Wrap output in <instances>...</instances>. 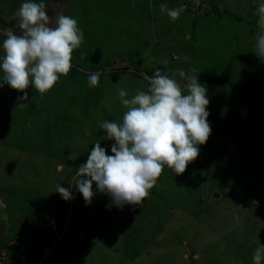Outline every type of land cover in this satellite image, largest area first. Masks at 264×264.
Masks as SVG:
<instances>
[{"label":"rangeland","instance_id":"rangeland-1","mask_svg":"<svg viewBox=\"0 0 264 264\" xmlns=\"http://www.w3.org/2000/svg\"><path fill=\"white\" fill-rule=\"evenodd\" d=\"M13 1L24 2L0 0V12ZM58 1L44 0L46 9L55 5L84 33L71 71L45 94L30 86L26 101L0 78V191L11 203L0 263L253 264L264 244V60L254 54L264 0ZM162 3L186 11L173 21ZM10 23L0 19L2 29ZM157 65L182 87L197 75L211 135L182 175L165 167L140 205L115 206L95 183L89 204L70 184L76 170L94 143L112 154L100 125L122 122L118 90H147L142 69ZM94 72L102 74L91 87Z\"/></svg>","mask_w":264,"mask_h":264},{"label":"clouds","instance_id":"clouds-1","mask_svg":"<svg viewBox=\"0 0 264 264\" xmlns=\"http://www.w3.org/2000/svg\"><path fill=\"white\" fill-rule=\"evenodd\" d=\"M160 9L175 21L186 11V5L170 9L162 3ZM16 15L21 31L3 33L6 38L0 56V78L3 84L24 92L19 99L26 101L25 90L30 86L45 94L71 71L73 52L83 44L84 33L77 19L64 14L57 16L54 27L50 26L44 0H24ZM256 15L261 31L256 36L254 54L264 60V3L258 5ZM101 74H90L88 85L98 86ZM179 75L185 77V72L181 70ZM196 77L187 76L188 83L182 87L175 78L157 70L150 77L144 76L147 90H137L131 97L127 90H118L119 101L126 109L122 122L104 121L100 125L107 139L114 141L112 154L108 155L99 142L94 143L86 163L78 167L76 179L70 183L87 203L95 195V183L115 206L140 205L165 167L175 175L186 171L212 131L207 111L208 90ZM55 192L65 201L73 198L71 188L58 184ZM252 261L264 262V244L254 250Z\"/></svg>","mask_w":264,"mask_h":264},{"label":"crops","instance_id":"crops-1","mask_svg":"<svg viewBox=\"0 0 264 264\" xmlns=\"http://www.w3.org/2000/svg\"><path fill=\"white\" fill-rule=\"evenodd\" d=\"M55 1V0H54ZM61 3V6H62V9H63V3H65V0L63 1H58ZM1 3V2H0ZM54 6L55 5H51V10L50 9H46L47 11V14L49 15V17L51 16V18L54 20V17L57 18V16L59 14H62L61 13V10H58V8H55L54 9ZM101 7H103V5L101 4ZM19 5H18V2L17 3H14L13 1V6L12 8H6L7 12H0V19L4 20L6 19L7 22L11 21V27L9 28V25H5V29H2L0 27V43L3 41V37H4V31L5 30H10V31H13L14 33L16 34H20V28H19V17L16 19L17 23L14 24L13 21H14V17L13 16H16L14 12H16L18 9H19ZM107 10H108V7H106L104 9V12L103 13H107ZM51 11V13H49ZM53 12V13H52ZM12 18V19H11ZM55 21V20H54ZM103 22H107L105 19ZM51 25H56V23H52ZM4 27V26H3ZM107 39V37L105 38ZM2 191V190H1ZM0 191V249H2L4 243H3V239L6 237V235L8 234V225H9V221H10V218H9V201L5 200L4 199V194H2ZM7 224V225H6ZM45 258V256H44Z\"/></svg>","mask_w":264,"mask_h":264},{"label":"trees","instance_id":"trees-1","mask_svg":"<svg viewBox=\"0 0 264 264\" xmlns=\"http://www.w3.org/2000/svg\"><path fill=\"white\" fill-rule=\"evenodd\" d=\"M111 60V59H110ZM107 61L105 64H102L103 66H105V65H109L108 67H111L110 66V62L111 61ZM121 60H124L123 58L121 59ZM105 67H107V66H105ZM158 69H162V65H157L154 69L153 68H151V70H149V69H142L144 72H145V74L146 75H148V76H152V75H154V73H155V71H157ZM219 81V80H218ZM220 82V81H219ZM218 82V83H219ZM222 82V81H221ZM260 155L264 158V150H263V152H261L260 153ZM44 236V235H43ZM46 240L49 242V240H50V238H47L46 237ZM42 255H40L39 253L38 254H36V258L34 259V260H41L42 259V257H41ZM26 264V263H25Z\"/></svg>","mask_w":264,"mask_h":264},{"label":"built area","instance_id":"built-area-1","mask_svg":"<svg viewBox=\"0 0 264 264\" xmlns=\"http://www.w3.org/2000/svg\"><path fill=\"white\" fill-rule=\"evenodd\" d=\"M38 263V262H37ZM0 264H2V263H0ZM8 264H19V262L18 261H11V262H9Z\"/></svg>","mask_w":264,"mask_h":264},{"label":"water","instance_id":"water-1","mask_svg":"<svg viewBox=\"0 0 264 264\" xmlns=\"http://www.w3.org/2000/svg\"><path fill=\"white\" fill-rule=\"evenodd\" d=\"M261 29V28H260ZM218 196V194H214V196L211 198L212 199V201H214L215 199H216V197ZM218 198V197H217ZM187 247H188V245H187Z\"/></svg>","mask_w":264,"mask_h":264}]
</instances>
